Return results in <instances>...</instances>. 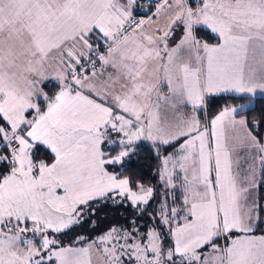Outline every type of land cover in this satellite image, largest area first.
<instances>
[{
  "label": "snow or ice",
  "instance_id": "6c2138e0",
  "mask_svg": "<svg viewBox=\"0 0 264 264\" xmlns=\"http://www.w3.org/2000/svg\"><path fill=\"white\" fill-rule=\"evenodd\" d=\"M0 264H264V0H0Z\"/></svg>",
  "mask_w": 264,
  "mask_h": 264
}]
</instances>
